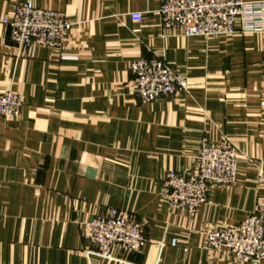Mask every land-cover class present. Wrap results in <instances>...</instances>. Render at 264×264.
<instances>
[{
  "label": "crops",
  "instance_id": "obj_1",
  "mask_svg": "<svg viewBox=\"0 0 264 264\" xmlns=\"http://www.w3.org/2000/svg\"><path fill=\"white\" fill-rule=\"evenodd\" d=\"M25 1L0 0V92L24 101L0 116V264H239L206 232L240 224L264 198V34L187 37L163 23L158 0H31L74 23L61 48L31 55L3 23ZM140 58L170 61L187 88L143 103ZM222 142L241 155L237 181L212 187L194 215L171 207L167 172L195 171L201 149ZM114 209L148 241L109 259L91 252L89 223Z\"/></svg>",
  "mask_w": 264,
  "mask_h": 264
},
{
  "label": "built area",
  "instance_id": "obj_2",
  "mask_svg": "<svg viewBox=\"0 0 264 264\" xmlns=\"http://www.w3.org/2000/svg\"><path fill=\"white\" fill-rule=\"evenodd\" d=\"M158 13L167 26L187 37H232L237 34H264V0H158ZM136 22L140 12L131 13ZM18 50L33 54L40 46L61 48L74 23L54 9L40 8L31 0L18 4L3 19ZM134 89L143 103L153 102L184 90L187 77L164 58H140L131 63ZM23 96L13 89L0 92V116L16 117L23 106ZM241 155L229 142L204 146L193 172L169 170L164 192L169 205L194 215L207 201L212 187L232 185L237 181ZM91 252L112 258L113 250L140 251L147 244L142 225L119 210L100 215L89 223ZM207 247L229 255L239 264L264 261V198L237 225L216 226L206 232ZM176 245V239L172 240Z\"/></svg>",
  "mask_w": 264,
  "mask_h": 264
},
{
  "label": "rangeland",
  "instance_id": "obj_3",
  "mask_svg": "<svg viewBox=\"0 0 264 264\" xmlns=\"http://www.w3.org/2000/svg\"><path fill=\"white\" fill-rule=\"evenodd\" d=\"M259 180H261V182H264V179H259Z\"/></svg>",
  "mask_w": 264,
  "mask_h": 264
}]
</instances>
